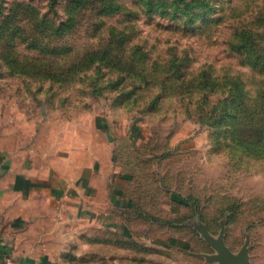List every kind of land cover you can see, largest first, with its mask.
Returning <instances> with one entry per match:
<instances>
[{"label": "rangeland", "instance_id": "obj_1", "mask_svg": "<svg viewBox=\"0 0 264 264\" xmlns=\"http://www.w3.org/2000/svg\"><path fill=\"white\" fill-rule=\"evenodd\" d=\"M68 1L50 10V0H0V27L16 3L48 22L40 33L33 19L0 28V141L28 149L50 132L77 133L98 146L104 127L114 163L131 174L134 207L122 219L139 243L103 233L97 252L186 264L212 251L203 227L264 264V111L232 123L230 105L233 81L249 104L264 103V0H205L191 18L125 0L120 14H78L56 37ZM104 48L115 64L95 56ZM252 121L258 129L239 128Z\"/></svg>", "mask_w": 264, "mask_h": 264}, {"label": "crops", "instance_id": "obj_2", "mask_svg": "<svg viewBox=\"0 0 264 264\" xmlns=\"http://www.w3.org/2000/svg\"><path fill=\"white\" fill-rule=\"evenodd\" d=\"M99 128L98 146L77 133L50 132L28 149L0 141V264L6 256L16 264H139L116 260L127 251L119 246L112 256L97 252L103 233L139 243L122 219L131 174L114 163ZM213 253H196L186 264H218L203 257Z\"/></svg>", "mask_w": 264, "mask_h": 264}, {"label": "trees", "instance_id": "obj_3", "mask_svg": "<svg viewBox=\"0 0 264 264\" xmlns=\"http://www.w3.org/2000/svg\"><path fill=\"white\" fill-rule=\"evenodd\" d=\"M137 4H139L147 14L160 13L163 14L164 10L169 16L174 18L185 16L186 18H191L194 10L201 9L203 12L206 10L207 3L205 0H134ZM59 0H50V10L56 8ZM125 0H69L66 4L65 10H67V20L60 24L51 26L53 30V35L56 37H60L62 32H60L63 28H74L79 24V20L77 19V15L80 16L88 13V12H97V14H101L103 16H115L120 14L123 10H125L124 6ZM16 12L19 14H16ZM177 14V15H176ZM180 14V15H179ZM35 9L30 6L28 3H16L12 4L8 9V15L5 18V21L2 23L3 25L0 27L2 31H4L7 26L10 24V21L18 19L25 20V22H31L33 19V27L35 30H38V33L44 32V27L48 26V22L44 17L39 18ZM165 15V14H164ZM166 15V16H168ZM203 15H201L202 17ZM194 17V15H193ZM36 19V22L35 20ZM190 23H193V19H191ZM189 23V24H190ZM244 39V38H243ZM243 39H240L241 41ZM107 49L104 48L102 52L96 53L95 56H100L102 61H106L110 64H115V58L110 56V53H106ZM261 59V58H260ZM259 59V60H260ZM8 61V60H4ZM231 86L233 88L232 95L230 97V105L234 109L232 114V123L239 120V116L243 117L247 121L252 120V110L254 112L264 111V103H258L256 105L249 104V99L247 96V92L243 88V86L237 82H231ZM258 125L251 122L250 125L240 126V129L246 128L251 130L258 129ZM248 130V131H249ZM243 141V137L241 138ZM128 209L134 207V203L128 200Z\"/></svg>", "mask_w": 264, "mask_h": 264}, {"label": "water", "instance_id": "obj_4", "mask_svg": "<svg viewBox=\"0 0 264 264\" xmlns=\"http://www.w3.org/2000/svg\"><path fill=\"white\" fill-rule=\"evenodd\" d=\"M201 238L210 246L214 252L211 255L204 254L203 257L207 263L218 264H247V257L244 252L234 254L224 244L223 234L213 237L203 227H198Z\"/></svg>", "mask_w": 264, "mask_h": 264}, {"label": "built area", "instance_id": "obj_5", "mask_svg": "<svg viewBox=\"0 0 264 264\" xmlns=\"http://www.w3.org/2000/svg\"><path fill=\"white\" fill-rule=\"evenodd\" d=\"M1 264H16V262L10 257H4L1 261Z\"/></svg>", "mask_w": 264, "mask_h": 264}]
</instances>
